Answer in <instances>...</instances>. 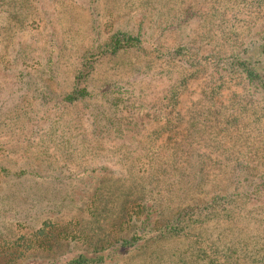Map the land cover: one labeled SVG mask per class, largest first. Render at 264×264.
<instances>
[{
  "label": "rangeland",
  "instance_id": "1",
  "mask_svg": "<svg viewBox=\"0 0 264 264\" xmlns=\"http://www.w3.org/2000/svg\"><path fill=\"white\" fill-rule=\"evenodd\" d=\"M73 1L37 0L38 15L32 9L25 13L27 0H0V245L12 241L15 245L8 252L23 251L16 264H44L45 257L72 256L85 246L72 240L52 248L26 247V239H32L30 234L44 221L52 223L48 227L56 234L77 235L90 244L113 240L129 234L116 223L129 220L132 207L154 204L158 214L152 217L164 221L184 207L205 202L215 191L233 188L237 172L232 158L250 155L244 142L233 145V140L217 134L216 124L203 133L189 127L194 110L204 108V104H194L200 82L192 83L181 96L177 109L182 119L169 133L158 135L154 129L159 125L141 119L134 123L133 118L126 119L127 113L112 109L107 100L116 98L121 103L125 89L150 105L158 102L153 97L156 87L146 82L148 77L141 70L137 72L147 64L137 52L103 57L90 80L91 96L76 105L59 104L72 89V74L85 47L97 35L126 26L130 17L132 23L139 22L142 12L138 0H92V6L99 8L94 12V33L85 9L87 0ZM226 1L232 6V0ZM165 2L160 5L163 13L169 6ZM246 11L237 16L247 20L255 14ZM20 13L26 16L21 18ZM46 18L52 23L47 24ZM245 20L237 22L239 29L245 27ZM150 26L156 29L152 20L144 19L143 27L155 31ZM18 50L28 52L24 63ZM50 57L56 62L52 74L45 69ZM27 75L39 82L37 91L25 90L18 107L9 108L16 100L8 91L13 84L25 85ZM231 92L224 90L223 103L228 104ZM111 118L116 126L132 122L131 126L122 124L121 138L108 128ZM13 120L16 123L8 124ZM257 126L264 128V119ZM237 130L232 133L239 135ZM250 158L254 168L248 173L261 177L264 153L257 150ZM238 225L254 235L264 233L242 218ZM233 231L238 238L240 230ZM116 252L104 264H205L206 259L196 256L192 238L169 235L144 239L130 251ZM262 252L257 250L258 255Z\"/></svg>",
  "mask_w": 264,
  "mask_h": 264
},
{
  "label": "trees",
  "instance_id": "2",
  "mask_svg": "<svg viewBox=\"0 0 264 264\" xmlns=\"http://www.w3.org/2000/svg\"><path fill=\"white\" fill-rule=\"evenodd\" d=\"M138 1V6L142 7L139 22L132 23L130 17L125 20L124 27L111 28L105 36L95 34L97 37L85 47L72 74V89L59 104L76 105L91 94L90 80L103 57L126 51L137 52L147 63L137 68V72L141 70L148 77L146 82L156 87L153 97L158 102L150 105L141 99V95L136 96L134 92L128 94V89H125L126 97L121 98L122 104L116 98L107 100L112 109L127 113L126 119L133 118L134 123L141 119L159 125V128L154 129L158 135L169 133L182 119L177 109L181 96L190 90L192 83L200 82L199 97L194 104H204V108L194 110L189 127L194 132L203 133L204 129L216 124L215 128L220 131L217 134H224L229 141L233 140V145H242L244 142L250 155H244L242 159L235 155L232 158L233 170L237 172L236 177H233L236 180L233 188L230 187L226 192L215 191L205 202H195L176 211L171 219L163 221L152 217L158 214L154 204L132 207L130 213L133 215H130L129 220L116 223L123 225L128 235L94 244L66 232L56 234L49 228L52 223L44 221L30 234L32 239H26V247L52 248L62 241L80 240L85 246L77 253L72 256L45 257L44 264H104L115 256L116 251L127 252L144 239L169 235L192 238L198 250L196 256L204 255L205 264H264V252L260 255L257 253L259 248L264 250V233L255 236L238 225V219L242 218L247 224L264 232V172L259 177L247 171L254 168L250 165L253 161L250 156L256 155L257 150L260 154L264 153V128L257 126L264 119V0H232V6L226 0ZM163 1L169 4L165 13L160 8ZM24 8L25 13L30 14L31 9L32 13H41L37 0H27ZM85 9L89 14L90 31L94 30L95 33L97 26L94 12L99 8L92 6V0H87ZM243 9L251 15L255 14L245 20V17L237 16ZM25 16L20 13L21 18ZM146 18L153 21L156 29L153 26L150 28L155 31L143 27ZM240 20L246 21L243 29L237 27ZM45 22L52 23L50 18H46ZM148 37L152 41H148ZM18 54L22 56L21 63L29 58L27 51L18 50ZM55 63L52 57L48 59L45 67L48 73H54ZM24 84H13L12 90L8 91V94H15L13 97L16 100L9 108L18 107L25 90L36 92L39 82L32 81V77L27 75ZM225 89H232L228 104L222 102ZM213 114L214 118L211 119ZM113 121L115 118L108 119L107 126L114 130L112 133L117 138L123 136L122 124L132 125L131 121H118L116 123L120 124L116 126ZM14 123L15 120L8 124ZM4 125L7 123L4 122ZM236 128L239 135L232 133ZM258 167L255 165V168ZM3 170L7 171V168ZM233 230H240L238 238H234ZM14 245L12 241L0 245L2 264L13 260L16 264V260L23 257L22 250H17L19 253L8 252ZM104 251H108L107 254ZM208 251L210 253L206 254Z\"/></svg>",
  "mask_w": 264,
  "mask_h": 264
}]
</instances>
